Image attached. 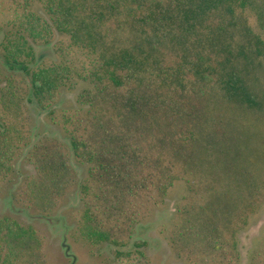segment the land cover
Segmentation results:
<instances>
[{"label":"trees","instance_id":"trees-1","mask_svg":"<svg viewBox=\"0 0 264 264\" xmlns=\"http://www.w3.org/2000/svg\"><path fill=\"white\" fill-rule=\"evenodd\" d=\"M16 3L0 54L19 80L7 81L3 102H17L16 115L31 104L64 134L61 142L31 131L36 204L65 189L73 161L87 166L84 235L120 246L110 229L132 232L153 192L164 197L183 183L188 203L173 244L197 261L233 264L238 229L264 196V0ZM81 84L76 107L59 111L62 91ZM26 134L0 121V174ZM0 231L14 245L29 237L5 220Z\"/></svg>","mask_w":264,"mask_h":264},{"label":"rangeland","instance_id":"rangeland-1","mask_svg":"<svg viewBox=\"0 0 264 264\" xmlns=\"http://www.w3.org/2000/svg\"><path fill=\"white\" fill-rule=\"evenodd\" d=\"M18 16L16 0H0V39L14 30ZM249 18L254 31L262 34L256 18L253 15ZM18 80L3 66L0 54V121H14L17 129L27 132L26 145L22 146L11 171L0 174V222L16 224L29 235L26 242L14 245V236H5L0 231V264H210L197 261L173 244L178 210L188 203L183 183H178L164 197L159 196L158 191L153 192V199L140 207L139 222L132 232L126 227L110 229L120 232V246L93 243L84 235L80 185L86 178L87 166L73 161L71 181L65 189L48 205L36 204L31 197V178L34 177L29 159L31 131L40 139L61 142L64 134L46 113L31 104L23 102L21 115H16L17 102L16 106L15 102H3L2 90L7 81L18 86ZM87 88L81 84L71 91H62L55 104L58 110L72 111L78 96ZM238 230V259L233 264H264V196L258 210ZM31 233L35 239L32 247Z\"/></svg>","mask_w":264,"mask_h":264}]
</instances>
